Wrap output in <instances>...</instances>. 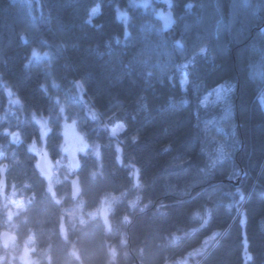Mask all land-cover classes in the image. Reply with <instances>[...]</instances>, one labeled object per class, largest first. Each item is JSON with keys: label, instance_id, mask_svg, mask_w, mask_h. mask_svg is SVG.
<instances>
[{"label": "trees", "instance_id": "obj_1", "mask_svg": "<svg viewBox=\"0 0 264 264\" xmlns=\"http://www.w3.org/2000/svg\"><path fill=\"white\" fill-rule=\"evenodd\" d=\"M77 82L94 116L67 165L73 198L31 146L67 157ZM224 83L235 91L202 108ZM0 165V235L29 238L30 264H264V0H0ZM108 194L107 221L89 220ZM7 251L0 239V264H27Z\"/></svg>", "mask_w": 264, "mask_h": 264}, {"label": "rangeland", "instance_id": "obj_2", "mask_svg": "<svg viewBox=\"0 0 264 264\" xmlns=\"http://www.w3.org/2000/svg\"><path fill=\"white\" fill-rule=\"evenodd\" d=\"M62 100L63 106L61 112L60 150L62 153H64L66 149H71L74 155H78V153L80 152H86V150L91 146L87 141L84 140L81 126L86 121L87 117L94 116V110L89 106V102L84 96L83 88L79 82H77L71 90L66 91L62 95ZM35 119L38 128L43 129L45 132H48L49 129L46 125V120L44 118L42 119L38 117ZM121 127V124H116L114 127L111 128V134L116 135L117 132L121 129ZM43 147V142L39 146L34 144L31 146V149L36 153L37 158H39L41 154H44L45 156L46 152ZM44 162L47 169L45 175L50 185L51 182L59 181L58 179H60L61 176H64L66 178L68 177L69 180H72V178L74 177L71 172H66L68 170L67 165H70L67 157H61V159L53 161L47 156L45 157ZM114 198V194H108L105 198H103L99 205L90 209L87 212L89 220L101 219L107 221L106 219L108 210ZM6 206V210L9 217L23 214L26 211L24 199L21 197L9 196ZM81 221L83 223H87V221L84 219H81ZM7 248V252L10 256L16 254L21 260H23L27 264L32 263L35 257V248L31 244V240L29 238L22 241L21 243L11 242L7 245ZM1 256L2 255L0 252V258Z\"/></svg>", "mask_w": 264, "mask_h": 264}, {"label": "water", "instance_id": "obj_3", "mask_svg": "<svg viewBox=\"0 0 264 264\" xmlns=\"http://www.w3.org/2000/svg\"><path fill=\"white\" fill-rule=\"evenodd\" d=\"M172 20V15L170 13V10L167 9L165 11V15L162 18V25L164 30H166L167 28L165 27L166 23ZM39 135H40V139L43 140L45 137V133L43 129L39 130ZM65 154L69 160L70 166L73 170H76L77 166H78V159L76 157V155L73 154V151L71 149H66L65 150ZM45 156L44 154H41L38 162H37V168L39 169V171H41L42 173H46L47 169L45 166V162H44ZM3 170L4 167L1 168V178L3 180ZM71 192H72V196L73 198H76L79 193H80V186H79V180L77 176H74L71 180ZM15 236H10L8 232H3L0 235V239L2 242V245L7 246L10 242L15 240Z\"/></svg>", "mask_w": 264, "mask_h": 264}, {"label": "snow or ice", "instance_id": "obj_4", "mask_svg": "<svg viewBox=\"0 0 264 264\" xmlns=\"http://www.w3.org/2000/svg\"><path fill=\"white\" fill-rule=\"evenodd\" d=\"M191 6V5H189ZM174 23V21H173ZM181 47H183V45H180ZM206 49L205 48H201L200 49V53L201 54H205L206 53ZM33 55H36V53L34 52ZM189 83V80H188V75L187 73H184L182 75V78H181V81H180V84H181V90L186 92L187 91V85ZM213 91L215 92L216 96H217V100L221 99L220 97V93L221 92H225L226 94L229 93V92H234L235 91V88L230 85V84H227V83H224V84H220V85H217L216 88L212 91H210L208 94H206L200 101V106L202 108H207L209 106V96H211L213 94ZM183 103L185 105H187L188 101L185 100L183 101ZM207 123V122H206ZM214 123V122H213ZM214 166V164H213ZM241 199H243V195L241 193ZM219 236V233H213V235L210 237V239H216L217 237Z\"/></svg>", "mask_w": 264, "mask_h": 264}]
</instances>
